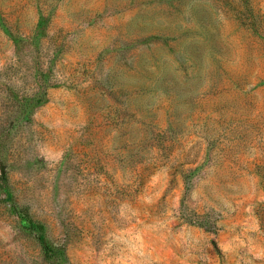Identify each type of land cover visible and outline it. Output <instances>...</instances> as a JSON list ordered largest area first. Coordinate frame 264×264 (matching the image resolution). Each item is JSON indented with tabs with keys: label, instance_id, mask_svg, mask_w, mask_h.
<instances>
[{
	"label": "rangeland",
	"instance_id": "374dc122",
	"mask_svg": "<svg viewBox=\"0 0 264 264\" xmlns=\"http://www.w3.org/2000/svg\"><path fill=\"white\" fill-rule=\"evenodd\" d=\"M0 264H264V0H0Z\"/></svg>",
	"mask_w": 264,
	"mask_h": 264
},
{
	"label": "trees",
	"instance_id": "16d2710c",
	"mask_svg": "<svg viewBox=\"0 0 264 264\" xmlns=\"http://www.w3.org/2000/svg\"><path fill=\"white\" fill-rule=\"evenodd\" d=\"M19 216H21V218H23V219H24V216H22V215H19Z\"/></svg>",
	"mask_w": 264,
	"mask_h": 264
}]
</instances>
